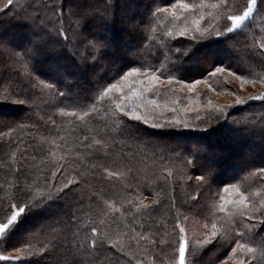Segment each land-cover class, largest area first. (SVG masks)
Instances as JSON below:
<instances>
[{
    "label": "snow or ice",
    "instance_id": "snow-or-ice-1",
    "mask_svg": "<svg viewBox=\"0 0 264 264\" xmlns=\"http://www.w3.org/2000/svg\"><path fill=\"white\" fill-rule=\"evenodd\" d=\"M30 7V4L14 3V0H0V15L5 20L23 23L27 33L22 45L13 46L2 27L4 21L0 20V51L7 52L39 84L44 81L33 77L32 73L40 71L33 62L38 63L41 56H65L74 61L75 56L67 54L73 49L79 51L77 45H81L95 54L92 59L96 61L107 51L108 43L102 36L112 15L107 5L100 10L90 0H54L51 4L46 0V13L50 12L51 16L46 14L44 17L30 15ZM148 13L152 20L159 17L169 20L172 27L157 35L151 21L134 17L127 27L133 33L142 34L146 29L152 33L158 51L164 57L158 65L121 69L114 82L97 85L95 94L83 99L71 92L57 90V95L63 98L61 103L68 101L57 108L59 115L73 128H86L90 135L73 136L49 117L51 128L46 129V134L33 125L37 133L29 147L36 155L31 156V160L26 154L28 149L21 152L19 160L15 151L9 154L16 167L13 180L0 189L4 194L0 197V208L5 212L3 221H0V239L15 254L0 253V260L53 264V254L71 234L72 241L68 244L71 264H120L124 257L129 258L127 264H203L206 252L222 247L230 248L227 259L234 260V264H264V167L249 173L259 178L256 187L239 182L223 184L216 194L218 202L212 205L211 214L206 215L195 206L203 192L210 190L215 183L212 158L207 150L200 145L178 149L160 141L144 139L138 130L133 134L131 128L133 120L145 125L152 123L158 128L207 125L223 118L233 105H244L253 100L261 101L264 108V91L255 96L240 95L222 87L224 93L234 97L231 104L217 103L211 96H207V102L203 103L201 94L197 93V86L203 84L209 92L219 95L210 82L213 77L222 81L234 78L240 82L241 88L246 84L264 86V35L260 40L253 37L246 63L231 59L226 64L221 61L213 65L210 72L205 69L203 78L190 83L178 79L175 74L186 60L192 58L201 42L210 38L229 41L237 32L247 35L244 29L256 16L264 22V0H244L242 4L240 0H199L198 3L189 0L172 3L169 0L163 7H149ZM173 42L181 46L174 48ZM232 47L229 45L230 49ZM257 68L260 71H256ZM46 87L51 89L55 85ZM190 93L197 95L193 97L188 95ZM6 99L7 96H0V100ZM182 99L187 103L182 105ZM17 102L26 106L35 103L31 98ZM98 104L104 105L106 119L102 128H93L89 125L98 112ZM181 112L183 117L179 115ZM189 114H192V120ZM233 123L244 132L254 130L250 121L243 118H234ZM261 125L260 133L264 135V117H261ZM5 127L9 133L15 131L7 123ZM118 137L137 142L142 140L145 146L152 147L154 155L165 161L159 171L153 173V179L144 178L146 186L155 194L151 202H145L147 198L140 191L143 182L138 177L135 180L137 195L132 198L128 192L133 185L125 181L133 171L130 161L134 157L125 159L122 153H114L115 159L104 164H89L100 154L108 158L119 144ZM36 160L40 167L33 163ZM33 170L38 174L35 177L31 175ZM189 171L201 174L190 176ZM98 174L101 179H107L110 192L96 189L93 180ZM158 180L169 189L164 195L171 215L165 213L163 220H152L149 215L152 222L146 232H137L132 225L125 223L126 232L113 233L108 221L114 215L119 214L120 219L132 216L139 223L136 220L138 215L150 214L154 206L159 207L162 193L155 192L154 188ZM184 180L196 181L195 195H189L177 206L171 193L175 191V183ZM69 193L80 199L76 210L68 214L66 223L63 217H59L39 227L22 228L30 216L57 215L53 209ZM194 211L197 215L191 216ZM52 224L57 226L52 227ZM197 224L200 225L199 231L194 227ZM13 237L16 243H12ZM100 257L102 260L98 259ZM57 264H69V261L65 257ZM220 264L226 262L220 261Z\"/></svg>",
    "mask_w": 264,
    "mask_h": 264
},
{
    "label": "trees",
    "instance_id": "trees-1",
    "mask_svg": "<svg viewBox=\"0 0 264 264\" xmlns=\"http://www.w3.org/2000/svg\"><path fill=\"white\" fill-rule=\"evenodd\" d=\"M46 0H14V3H22L31 5L28 12L32 16L44 17L46 14L51 16L50 12L46 13ZM48 4L54 0H47ZM93 6L102 10L105 5L111 9V18L102 33L106 37L108 48L105 54L93 61L92 56L95 55L90 50H85L81 45H77L79 51L73 49L67 55L75 56V60L66 58L65 56L45 55L39 57L37 67L38 72H33V77H39L44 81V84H39L35 79L30 78L24 70L4 51H0V96H7L6 100H0V189L6 186V182L12 181L15 176V165L13 164L10 153L15 151L19 160L21 152L28 149L26 153L31 160V156L36 155L29 147L33 144V137L36 136L37 128L46 134V129L51 128L49 117L55 119L57 124H61L66 128L71 135H90L84 127H75L67 124V122L59 115L58 107L64 106L68 101H64L62 97L57 95V90L64 93H73L81 99L95 94V89L99 84L114 82L121 74V69L126 70L131 66H152L158 65L164 59L158 51V45L152 38V33L147 29L141 33H133L128 30V22L131 18L137 20L145 19L151 21L156 27V34L162 35L171 27V22L163 17L158 20H152L148 13L149 7L165 6L169 0H90ZM174 3L175 0H170ZM189 2H199V0H189ZM212 2V0H208ZM244 3V0H240ZM0 20L4 21L2 25L6 35L14 33L18 39L26 40V27L23 23L15 22L11 19L5 20L0 15ZM244 35L237 32L229 41H221L220 38H210L199 44L195 54L190 60H186L179 71L175 74L178 79L191 82L195 79L203 78L209 72L212 66L223 61L225 64L231 59L234 62L239 61L246 63L250 53L249 47L253 42V37L260 40L264 35V22L258 16L251 19L248 23V28L244 29ZM231 35V34H230ZM186 39V38H183ZM23 44V43H22ZM21 44V45H22ZM229 45L233 47L230 49ZM180 47L181 45L173 42L172 45ZM124 53H122L123 51ZM172 60L176 59L171 57ZM56 66L62 71H53L50 73L51 66ZM171 65H169L170 67ZM83 71L85 75H76L75 71ZM235 70V68H234ZM256 71H260L259 68ZM246 74V73H244ZM48 84L55 85V88L49 89ZM229 91L234 90L231 86H227ZM16 93H19L17 95ZM36 96L35 103L24 105L18 103L19 100L33 99ZM44 99L40 100L41 97ZM232 101V100H231ZM228 104H231L228 102ZM262 102L259 100L248 101L244 105H233L230 107L221 119L215 120L207 124L210 129L201 130H180L178 132H169L168 130H159L152 123L145 125L140 121H131L133 134L136 130L144 137V139H152L162 143L177 147L178 149H186L192 145H200L207 150V153L212 158V170L215 177V183L210 190H205L200 196L199 204L195 207L198 211H203L206 215L211 214L212 205L218 202L216 195L222 189L225 183H242L244 186L256 187L259 183V178L249 173H255L257 168L264 167V135L260 133L261 117H264V108L261 107ZM98 112L90 122V127L102 128L105 117V107L103 104H98ZM234 118H243L250 121L253 131L244 132L239 126L233 123ZM11 125L15 131L9 133L5 124ZM18 125L20 127H18ZM199 125V124H197ZM191 130V131H190ZM191 140L188 144L179 143L177 139ZM101 138V137H97ZM118 146L113 150L108 158L103 154L98 155L94 160H90L89 164L97 163L104 164L107 160L115 159L114 153H122L125 159L134 157L130 161L132 173L126 178V183L132 184L133 187L128 189L131 197L137 195L135 188L136 178H140L143 182L140 191L143 193L146 203L151 202L155 198V194L146 186L144 178L153 179V173L159 171L163 166L164 160L160 159L159 155H154V150L151 146H145L143 141H135L127 137H118ZM90 142V141H89ZM17 145L19 147L17 148ZM22 163V162H21ZM40 167L39 161H33ZM231 173V174H229ZM190 176L199 175L198 171H189ZM229 174V175H227ZM33 177L38 174L35 170L32 171ZM57 179H60L58 176ZM96 189H103L110 192L111 187L107 179H101L99 174L93 180ZM196 186L195 180H184L175 183V191L171 193L177 201V206L182 200H186L189 195H195L194 189ZM155 192H161V204L159 207L154 206V210L149 214L145 212L136 217L139 223H136L132 216L125 219H120L119 214L114 215L109 221L110 230L113 233L126 232L124 224H130L137 232H146L148 224L152 220L165 219L164 214L168 212V200L165 198V193L169 192L167 185L162 180H158L154 185ZM76 190H73V193ZM69 193L68 197L59 202L53 212L54 216H30L28 217L22 228L31 229L39 227L40 224L50 222L52 219L63 217L64 223L67 222L68 214L75 211L79 206L77 201L79 196ZM3 191L0 190V197H3ZM215 198V199H213ZM85 203H89L86 201ZM127 208L128 206L125 205ZM181 211H187L181 209ZM151 215L152 220L149 219ZM197 212L191 213V216H196ZM5 212L0 208V221H3ZM147 222V223H146ZM57 225L52 224V227ZM143 226V227H142ZM74 230V229H73ZM127 238V237H125ZM72 241V236L69 234L66 241L56 250L52 256L53 264L62 261L67 257L71 264L72 256L68 250V244ZM12 243H16V238L13 237ZM35 243V241H33ZM19 246V245H17ZM108 248L111 246L108 245ZM0 253L4 255H14L11 247L6 246L3 239H0ZM107 253H105L106 255ZM230 255V248L213 249L211 252H206L203 256V264H219ZM102 260V257L98 258ZM128 257L121 259L120 264H127ZM0 264H21L17 261L0 260Z\"/></svg>",
    "mask_w": 264,
    "mask_h": 264
},
{
    "label": "rangeland",
    "instance_id": "rangeland-1",
    "mask_svg": "<svg viewBox=\"0 0 264 264\" xmlns=\"http://www.w3.org/2000/svg\"><path fill=\"white\" fill-rule=\"evenodd\" d=\"M171 27H172V24H171ZM7 36L12 41L13 46L21 45L22 43L25 42V39L20 40L16 36H14V33H12L11 35H7ZM17 50H20V49L17 48ZM5 53H7V52H5ZM122 53H124V51ZM14 61L16 62V60H14ZM53 71H60L61 72L62 70L59 69V68H57L56 66H53L52 65L51 68H50V70H49V72L50 73H53ZM75 73H76V75H85L84 72L83 71H80V70L79 71H75ZM186 82H188V81H186ZM210 82L213 83V87H215L217 93H220V94L217 95L216 93L209 92L207 90L206 86L203 85V84L198 85L197 86V93H200L201 94V97L200 98H201V102H203V103H206L207 102V99H206L207 96H211L212 99L215 102H217V103H221V104L228 103V102L231 103L232 102L231 100H233L234 97L231 96V95H228V94H226V93H224L222 91V87H227V86H229V87L231 86L240 95L252 94L253 96H255V95L260 94L262 91H264V86L259 85V83L257 85H255V86H253L252 84H246L243 88H241L240 87V82L238 80H235L234 78H231V77H229V79L227 81H222V80H219L216 77H213ZM176 87L179 88V85H176ZM197 93H190L188 95H191V96L195 97L197 95ZM44 98H45V96L41 97L40 100H42ZM32 100H36V96H34ZM186 103H187V100L186 99H182L181 100V104L182 105L183 104H186ZM179 115L181 117H183L184 116V113L181 112V113H179ZM169 118H171V117H169ZM189 119L192 120V114H189ZM160 122L163 123V121H160ZM151 126H153V125H151ZM155 128H157L159 130H162V129L163 130H168L169 132H178V131H180L182 129H184V130H187V129H191V130H194V129H196V130L210 129V127L208 125H203V124H199V125H196V126H193V127H189L187 129H185L184 127H176V126H173V125H168V126H165L163 128H158V127H155ZM177 140H179L178 141L179 143H184V144H188V143H191V142H195V141L183 139V137H180ZM229 174H231V173H229ZM229 174H227V175H229ZM194 227L196 228V230H198V231L200 230V225L197 224V225H194ZM223 261H225L226 264H234V260H231V259H227L226 258Z\"/></svg>",
    "mask_w": 264,
    "mask_h": 264
}]
</instances>
